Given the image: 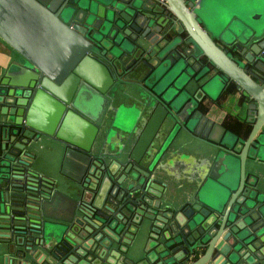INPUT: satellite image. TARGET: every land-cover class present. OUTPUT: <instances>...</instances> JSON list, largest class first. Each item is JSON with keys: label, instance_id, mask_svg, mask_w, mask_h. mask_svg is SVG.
I'll return each mask as SVG.
<instances>
[{"label": "water", "instance_id": "obj_1", "mask_svg": "<svg viewBox=\"0 0 264 264\" xmlns=\"http://www.w3.org/2000/svg\"><path fill=\"white\" fill-rule=\"evenodd\" d=\"M208 1L0 0V264H264V0Z\"/></svg>", "mask_w": 264, "mask_h": 264}, {"label": "crops", "instance_id": "obj_2", "mask_svg": "<svg viewBox=\"0 0 264 264\" xmlns=\"http://www.w3.org/2000/svg\"><path fill=\"white\" fill-rule=\"evenodd\" d=\"M16 58V53L0 41V71L11 67ZM245 103L246 99L234 89L223 92L216 100L206 98L203 110L210 119L235 131V128L241 126L247 116ZM36 155L39 161L44 160L45 163L54 164L56 169H62L64 160L60 151H48L45 154L37 153Z\"/></svg>", "mask_w": 264, "mask_h": 264}, {"label": "rangeland", "instance_id": "obj_3", "mask_svg": "<svg viewBox=\"0 0 264 264\" xmlns=\"http://www.w3.org/2000/svg\"><path fill=\"white\" fill-rule=\"evenodd\" d=\"M259 0L257 1H252V0H209L208 1V6L210 8V12L206 15L207 19H209V22L213 25H223L225 23V19H223L222 21H218L217 16L220 15L219 12L220 11H225V10H233V9H237L240 5L243 7H249L253 4L256 3V5H253L251 7H249L248 9H250L249 11H259V6H261V3H258ZM258 3V4H257ZM262 8V6H261ZM247 9V10H248ZM246 18H248L249 21L256 23L253 19H250L252 17H256V15H243ZM228 19V18H227ZM260 20V21H259ZM257 21H259L258 23H256L257 25H259V23L261 24L264 19L263 17L261 19H257Z\"/></svg>", "mask_w": 264, "mask_h": 264}, {"label": "flooded vegetation", "instance_id": "obj_4", "mask_svg": "<svg viewBox=\"0 0 264 264\" xmlns=\"http://www.w3.org/2000/svg\"><path fill=\"white\" fill-rule=\"evenodd\" d=\"M178 29H179V31H178V35L180 34V32H182V29L178 26ZM176 35V34H175ZM182 36H184L183 34H182ZM238 59H241V57H239L240 56V54L239 53H237V54H234ZM237 90L236 89V86H234V85H231V86H228L226 89H224L223 90V92H225V91H229V90ZM222 92V93H223ZM221 93V94H222ZM241 95V94H240ZM245 106H246V103H245ZM203 108H205V106H202ZM246 119H247V116H246V118L244 119V122L246 121Z\"/></svg>", "mask_w": 264, "mask_h": 264}]
</instances>
